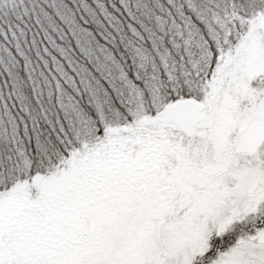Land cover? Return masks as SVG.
Masks as SVG:
<instances>
[{
    "label": "snow or ice",
    "instance_id": "6c2138e0",
    "mask_svg": "<svg viewBox=\"0 0 264 264\" xmlns=\"http://www.w3.org/2000/svg\"><path fill=\"white\" fill-rule=\"evenodd\" d=\"M0 264H264V0H0Z\"/></svg>",
    "mask_w": 264,
    "mask_h": 264
}]
</instances>
